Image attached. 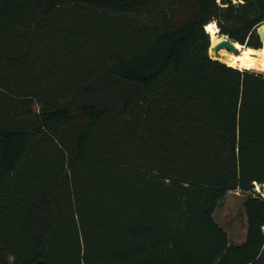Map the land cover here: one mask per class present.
Listing matches in <instances>:
<instances>
[{
  "label": "trees",
  "instance_id": "trees-1",
  "mask_svg": "<svg viewBox=\"0 0 264 264\" xmlns=\"http://www.w3.org/2000/svg\"><path fill=\"white\" fill-rule=\"evenodd\" d=\"M210 22L261 49L264 0H0V264H264V74Z\"/></svg>",
  "mask_w": 264,
  "mask_h": 264
},
{
  "label": "rangeland",
  "instance_id": "rangeland-1",
  "mask_svg": "<svg viewBox=\"0 0 264 264\" xmlns=\"http://www.w3.org/2000/svg\"><path fill=\"white\" fill-rule=\"evenodd\" d=\"M217 34L220 37H227L226 35L219 34V32ZM261 43L262 51L259 56L264 59V43L263 41H261ZM250 70L264 74V71L255 69ZM254 191L260 192V187L256 185ZM248 195L249 192H242L239 190H230L226 192L221 205L218 206L213 213L214 220L226 231L229 241L234 244L243 242L246 236L247 222L243 203Z\"/></svg>",
  "mask_w": 264,
  "mask_h": 264
},
{
  "label": "bare ground",
  "instance_id": "bare-ground-1",
  "mask_svg": "<svg viewBox=\"0 0 264 264\" xmlns=\"http://www.w3.org/2000/svg\"><path fill=\"white\" fill-rule=\"evenodd\" d=\"M205 29L210 35L211 45L223 38L218 36V28L214 22L208 23L205 26ZM262 41L264 43V38L262 39ZM234 45L237 48L236 53H232L222 48L215 55H212V57L217 58L227 65L233 67L264 71V59L259 56L262 51L261 49L244 46L239 44L238 42H234Z\"/></svg>",
  "mask_w": 264,
  "mask_h": 264
},
{
  "label": "water",
  "instance_id": "water-1",
  "mask_svg": "<svg viewBox=\"0 0 264 264\" xmlns=\"http://www.w3.org/2000/svg\"><path fill=\"white\" fill-rule=\"evenodd\" d=\"M206 32H208V31H206ZM218 32H219V30H218ZM256 33H257L260 41H262V39L264 38V22H262L260 25L257 26ZM222 48H224V49H226L232 53L237 52V48L234 45V42L228 37H223L219 41L214 43L213 45L210 44L208 53L212 57V55H215Z\"/></svg>",
  "mask_w": 264,
  "mask_h": 264
}]
</instances>
